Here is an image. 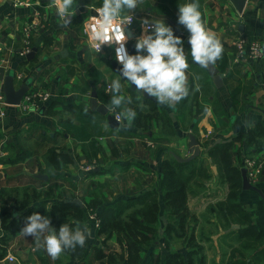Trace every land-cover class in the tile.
<instances>
[{"label": "crops", "instance_id": "0c3cea01", "mask_svg": "<svg viewBox=\"0 0 264 264\" xmlns=\"http://www.w3.org/2000/svg\"><path fill=\"white\" fill-rule=\"evenodd\" d=\"M190 2L194 0H142L132 13L137 21L131 29L135 35L134 46L143 31L142 18L164 21L182 38L189 63V95L174 106L155 102L158 106L152 112H166L170 124H165L161 117H154L148 121L142 119L141 125L136 115L130 128L121 126L127 123L122 119L119 128L112 129L105 115L91 109L90 102L93 86H96L98 101L111 109L112 54L108 49L96 54L83 33L84 22L94 8L102 5V0H74L75 15L67 26H61L53 0H0V84L3 85L12 72L16 88L32 80L28 89L42 88L51 93L43 113L41 108L24 110L19 105L8 104L7 115L0 119V188L21 185L19 183L39 190L53 187L54 195L43 199L48 206L71 197L90 202L96 195L108 200L103 204L114 203L156 191L161 205L157 227L163 231L166 214L161 164L167 158L176 161L174 153L181 157L191 154L190 132L201 145L198 160L208 157V163L214 162L207 150L217 144L218 139L233 142L231 155L236 166L247 156L263 159L264 151L255 153L243 140L234 139L258 120L264 121L261 111L264 109V55L249 63H237L234 51L235 42L241 36L260 40L264 48V0H247L242 13L232 0H196L206 26L223 44L222 56L214 64L223 77L222 87L215 85L208 69L191 59L189 33L178 24L179 5ZM254 8L257 11L252 13ZM33 20L38 22L39 29L27 36L24 27ZM47 39L50 43L45 44ZM34 47L35 54L28 58ZM79 50H83L81 58ZM121 85V94L132 97L130 84L121 81ZM246 91L245 97L251 103L244 105ZM115 113L120 115L121 109ZM114 145L118 146L120 155L112 154ZM52 146L64 147L74 157V162L60 169L48 166L45 153ZM38 173L47 175L48 179L39 178ZM214 173L217 177L218 168ZM259 185L264 191V182ZM7 199L13 202L15 195ZM190 200L188 204L192 209ZM239 200L245 210L254 214L260 196L254 190L242 189ZM233 235L222 229L217 237L224 264L231 243L238 245L231 239ZM33 239L20 232L12 236L0 264H42L34 250ZM44 253L46 255L45 250ZM10 255L13 260L9 259Z\"/></svg>", "mask_w": 264, "mask_h": 264}, {"label": "trees", "instance_id": "16d2710c", "mask_svg": "<svg viewBox=\"0 0 264 264\" xmlns=\"http://www.w3.org/2000/svg\"><path fill=\"white\" fill-rule=\"evenodd\" d=\"M48 43L50 39L45 41V44ZM132 93L138 96L135 91ZM141 101L152 103L153 110L157 109L158 104L148 98L142 97L135 100L136 103ZM118 110L120 109L114 111ZM136 113L141 125L142 119L145 121L150 119L138 113V110ZM156 117H161L165 124H170V117L166 112L158 113ZM236 139L243 140L255 153L264 151V121L258 120L253 127L237 135L234 141ZM232 144V141L220 142L207 150L217 164V175L228 182L229 190L225 203L216 204L217 213L222 222L220 220L219 224L215 222L213 224L215 223L217 228L220 226L226 231L233 232L231 239L238 242L236 247L232 243L229 246L230 253L225 264H258L259 261H264V256H260L264 253V200L260 198L254 214H250L241 205L239 200L243 189L241 166L234 165L231 155ZM112 154L120 155L117 145L112 147ZM45 158L46 164L53 169H60L74 162V157L62 146L48 148ZM197 161L198 157L189 162H179L177 159L173 161L167 158L161 164L160 173L166 214L165 227L162 231L164 245L168 249L175 238L182 242L186 252L168 249L162 262L158 260V264H207L204 246L199 241L202 232L201 218L188 204L189 183L192 177L207 175L205 169L199 171L196 167L190 166ZM188 167L192 168L186 172ZM204 177L207 178L208 175ZM6 192V187L0 188V259L6 256L12 236L21 231L25 226L26 218L34 212L48 216L57 231L62 224H68L73 229L78 225L81 228L87 225L90 229L92 224L87 220L91 213H96L100 219V226L93 229L102 236L101 244L94 243L91 236L83 247L77 246L74 251L66 250L63 254L74 261H80L86 257L91 247L92 258L96 261L94 264H142L144 248L153 242L159 232L157 223L160 219L161 205L156 191H148L133 198L106 204H100L97 198H93L90 202L80 199L84 203L83 206L74 201L75 197L57 200L48 206L43 199L54 195L53 187L39 190L27 185L21 193L20 190L13 194ZM12 195H15V200L9 202L7 198ZM35 200L37 204L33 203ZM14 211H17L18 215L15 216ZM233 224L241 226L234 228ZM113 233L119 235L117 241L123 250L122 253L111 252L106 246L107 240ZM36 251L41 263L49 264L44 250ZM56 261L59 262V258Z\"/></svg>", "mask_w": 264, "mask_h": 264}, {"label": "clouds", "instance_id": "9594fccd", "mask_svg": "<svg viewBox=\"0 0 264 264\" xmlns=\"http://www.w3.org/2000/svg\"><path fill=\"white\" fill-rule=\"evenodd\" d=\"M142 0H102V5L95 8L96 15L89 25V40L96 54L102 47L115 45L116 61L122 66L118 78L110 84L112 96L111 109H121L116 117L125 129L130 128L136 118V111L127 105L131 97L122 92V79L132 86L140 95L147 94L155 98L160 105L174 106L189 95L188 56L185 54L183 40L176 36L171 26L164 21L141 19L142 34L137 38L136 54L128 53L125 26L130 25L132 15ZM74 0H53L61 26L71 23L75 15ZM200 5L194 2L179 5L178 24L189 33L190 55L192 61L201 68L208 69L219 60L224 51L223 44L215 32L206 26L199 10ZM146 53V54H143ZM85 113L88 108L84 109ZM24 237H33L34 250L44 249L52 260H57L66 250L83 247L92 232L87 225L73 229L62 224L58 231L52 226L48 216L38 212L26 218L25 226L20 231Z\"/></svg>", "mask_w": 264, "mask_h": 264}, {"label": "rangeland", "instance_id": "374dc122", "mask_svg": "<svg viewBox=\"0 0 264 264\" xmlns=\"http://www.w3.org/2000/svg\"><path fill=\"white\" fill-rule=\"evenodd\" d=\"M250 61H253V60H249L247 62L249 63ZM111 70L112 68L110 69V71ZM112 78L114 80L118 78V75L114 71L112 73ZM235 91L236 93L238 92L237 88ZM246 94H247V91L243 95V101L245 102L244 105H246L247 103H251L249 102V98L245 97ZM131 96H132L131 97L132 103L130 105H127V107H130L135 111L138 110V113L142 114L143 116L149 117L150 118V119L148 118L149 120L153 119L154 117L158 115V113L154 114L152 112L154 108V105L152 103H148L144 101L136 103L135 100L137 99V97L132 92H131ZM263 104L264 102H262V105ZM206 158L207 159H204V160H198L197 162L194 163V165H190V166L196 167V169L197 170L199 169V171L201 169H205V174H207L208 177L207 178L204 177L207 175H195L194 177H192L189 183V199H191L190 201L193 204L192 209L195 212H197L201 218L200 227L202 228V232L200 233L199 241L202 242V245L204 246V252L207 256V264H224L223 259H221L220 254H219V252L221 251V248L219 246L220 243L217 238L223 228H221L220 226L219 228H217L214 224L220 223L221 218H220V215L217 213L216 204L225 203V199L227 198V195L229 192L228 182L226 180L224 181V179H222L221 176H217V177L215 176V173L212 169V165L214 166L216 164L215 162L208 163V157ZM190 168L192 167H188L186 169V172L189 171ZM19 184L21 185L7 187L8 189L6 193L13 194L15 191H18V190H20V193H21L22 189L26 185L24 183L23 184L19 183ZM80 197H85V196L81 195ZM95 198H97L100 204H103V201H108L103 196L96 195ZM239 199H240V196H239ZM91 214H94L96 216V213H91ZM87 221L91 222L92 224V226H90V230L92 232L93 242L96 244H101L102 236L98 235L95 229H93L95 228L93 225V220L90 219ZM213 222L215 223L213 224ZM159 226H161V222ZM197 231L199 232V228L197 229ZM118 236H119L118 233H113V235L106 242V246L108 250L111 252H116L117 254L123 252L121 246L119 245L117 241ZM168 249L170 250L178 249L183 252H186V249L184 248L182 242L175 238L173 239ZM168 249L164 245L163 233L162 231L159 230L153 242L149 246H146L144 248L142 252V260H141L142 264H145L148 262H152L151 264H158V260L162 262V258L164 254L168 251ZM45 256L47 260L51 261V264H70L73 261V260H69L67 256L64 255L63 253L59 257V260H60L59 262H57L56 260H52L47 255V253ZM260 256L263 257L264 253H261ZM92 257H93L92 248L89 247L87 256L84 257L80 261H75V264H94L96 261ZM258 264H264V261H259Z\"/></svg>", "mask_w": 264, "mask_h": 264}, {"label": "water", "instance_id": "95a60500", "mask_svg": "<svg viewBox=\"0 0 264 264\" xmlns=\"http://www.w3.org/2000/svg\"><path fill=\"white\" fill-rule=\"evenodd\" d=\"M238 10V12L242 13L243 9L245 7V4L247 2V0H232ZM257 11L256 8L252 9V13H255ZM72 19V18H71ZM127 35L129 38V42H128V50H129V54L131 55H135L136 51H135V46L132 42V40L134 39V33L132 32L131 28H127ZM187 43H188V39H187ZM189 44V43H188ZM190 45V44H189ZM36 51V47L33 48V50L28 53L27 57L28 58H32L33 55L35 54ZM83 53V50H79L78 51V56L81 58V55ZM110 64L111 67L113 69V71L118 75L119 74V70L121 69V65L113 58V56L110 57ZM209 73L212 75L214 83L217 87H222L224 84L223 81V77L222 75L219 73V69L215 66V65H211L208 68ZM32 82V80H27L26 82H24L23 84H21V86H19L18 88L15 87L14 84V76L13 73L10 72V74L5 78V81L3 83V89H4V93H5V101L7 104L10 105H18L20 104L23 96L26 94L27 90H28V85ZM122 82H124V80L122 79ZM130 84V83H129ZM130 88L132 91H135L138 95H140L134 88V86H132L130 84ZM97 87L93 86V90L91 92V109L92 110H96L97 112L103 114L106 116L107 119V123L108 126L112 129H118L120 126V122L117 121L116 117V113L110 111L109 107L100 103L97 99ZM140 96H144L145 98H148L154 102H156L155 98L149 97L147 94L145 95H140ZM45 110V106H42L40 109V112L43 113ZM261 111L264 113V109H261ZM189 137V148L191 151V154L187 157H181L178 156L177 154L174 153V156L176 157V159L180 162H189L193 159H195L196 157H198L201 154V145L199 143L198 138L196 137L195 134L193 133H189L188 134ZM226 140H221L218 139L215 143H220V142H225ZM211 160V159H210ZM213 170L214 172L217 171V167L214 165L213 166ZM241 173H242V188L244 190H254L256 191L260 198H262L264 200V191L263 189L260 187V185L258 184H253L251 183V181L249 180L248 177V169L247 167L243 166L241 167ZM37 176L39 178L42 179H48V176L45 174H41L38 173ZM264 182V169L262 172V176L260 178V183ZM74 201L78 202L81 206L84 205V203L78 199L75 198ZM14 215H18L17 211H14ZM234 227H239L238 224H234Z\"/></svg>", "mask_w": 264, "mask_h": 264}, {"label": "built area", "instance_id": "2783aa9c", "mask_svg": "<svg viewBox=\"0 0 264 264\" xmlns=\"http://www.w3.org/2000/svg\"><path fill=\"white\" fill-rule=\"evenodd\" d=\"M96 15L95 8L94 12L90 14V16L86 19L83 25V33L86 36V38L89 40V25L93 23L92 17ZM133 16L132 23L130 25L125 26V34L127 35L126 29L129 27L132 29V26L136 23L137 18L133 14H128ZM39 29V24L35 20L26 23L24 27L25 34L27 36H30L33 31ZM90 42V40H89ZM128 42L129 38L127 39L126 48L128 50ZM91 44V43H90ZM115 45L109 47L107 45L102 47V51L109 50L113 56V58L116 60L115 56ZM29 50V48H27ZM264 55V48L263 43L258 39L248 40L247 38L241 36L237 39L235 42V51H234V62H241V61H249V60H259ZM51 99V93L47 89L42 88H30L27 90L26 94L23 96L19 106H21L24 110H30V109H39L42 106H47ZM7 106L8 104L5 101V93L3 89V85L0 84V119L4 118L7 115ZM117 116H119L118 113H116ZM240 166H245L248 169V177L251 183L253 184H259L260 178L262 176V172L264 169V158L259 159L254 156H247L244 158V161L239 162ZM89 219L93 220V225L96 228L100 226V219L95 216L94 214L89 215ZM10 260H13V256H9Z\"/></svg>", "mask_w": 264, "mask_h": 264}]
</instances>
